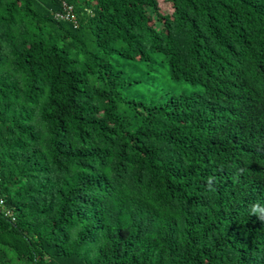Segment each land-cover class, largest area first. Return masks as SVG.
I'll return each mask as SVG.
<instances>
[{"label": "trees", "instance_id": "trees-1", "mask_svg": "<svg viewBox=\"0 0 264 264\" xmlns=\"http://www.w3.org/2000/svg\"><path fill=\"white\" fill-rule=\"evenodd\" d=\"M165 1L0 0V264H264V0Z\"/></svg>", "mask_w": 264, "mask_h": 264}, {"label": "built area", "instance_id": "built-area-1", "mask_svg": "<svg viewBox=\"0 0 264 264\" xmlns=\"http://www.w3.org/2000/svg\"><path fill=\"white\" fill-rule=\"evenodd\" d=\"M65 11L67 12L65 18L66 19H74L73 17H70V13L72 11L71 7H65ZM57 18H64L63 15H57ZM0 214H2L5 218H10L12 221H14V213L11 208L6 206L5 199L0 193Z\"/></svg>", "mask_w": 264, "mask_h": 264}, {"label": "rangeland", "instance_id": "rangeland-1", "mask_svg": "<svg viewBox=\"0 0 264 264\" xmlns=\"http://www.w3.org/2000/svg\"><path fill=\"white\" fill-rule=\"evenodd\" d=\"M158 1V4H159V10L161 12L162 15H169L170 12H171V7L169 4H167V2L165 0H157ZM182 89H186V91L188 92H192L194 91L195 89L191 88V87H187V86H181L180 88L176 89L175 92L176 94H179L181 93Z\"/></svg>", "mask_w": 264, "mask_h": 264}]
</instances>
